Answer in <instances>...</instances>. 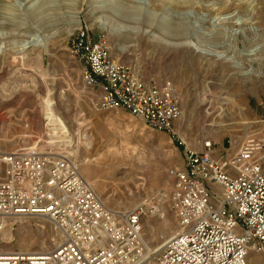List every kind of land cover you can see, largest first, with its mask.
<instances>
[{"label": "rangeland", "instance_id": "1", "mask_svg": "<svg viewBox=\"0 0 264 264\" xmlns=\"http://www.w3.org/2000/svg\"><path fill=\"white\" fill-rule=\"evenodd\" d=\"M81 28L140 78L173 84L183 116L172 133L98 109L69 51ZM250 134L264 136V0H0L1 147L40 142L89 167L109 208H155L142 221L151 252L177 233L169 171L182 167L185 151L211 141L223 162ZM125 148L129 155H118ZM6 223L0 253L47 252L64 240L42 216H29L27 228Z\"/></svg>", "mask_w": 264, "mask_h": 264}, {"label": "built area", "instance_id": "2", "mask_svg": "<svg viewBox=\"0 0 264 264\" xmlns=\"http://www.w3.org/2000/svg\"><path fill=\"white\" fill-rule=\"evenodd\" d=\"M83 65L84 86L98 109L123 110L149 129L170 134L183 110L173 84L146 81L113 59L105 41L79 29L69 49ZM0 146V231L9 217L42 216L63 237L52 250L15 252L0 264H259L264 257V136H251L225 161L211 141L186 150L171 169L177 233L159 252L144 240L142 221L155 208L116 211L103 202L72 156Z\"/></svg>", "mask_w": 264, "mask_h": 264}, {"label": "bare ground", "instance_id": "3", "mask_svg": "<svg viewBox=\"0 0 264 264\" xmlns=\"http://www.w3.org/2000/svg\"><path fill=\"white\" fill-rule=\"evenodd\" d=\"M95 6V5H94ZM100 22L101 23H103V21H102V19H100ZM112 30H114V28L112 29ZM156 30L160 33V40H164L165 42H167V43H173L174 41H171V40H169V38H170V36L167 34V30L165 29V28H161V27H156ZM169 31H170V29H169ZM158 36V35H157ZM172 38V37H171ZM178 38V36L176 37H173V39L174 40H176ZM139 40V39H138ZM190 44V43H189ZM195 43H193V45H194ZM191 45H192V43H191ZM198 47V46H197ZM45 48V47H44ZM225 132V131H224ZM254 134H250V136L248 135V136H246L244 139H248L249 137H251V136H253ZM1 146V145H0ZM41 149L42 150H46V151H48L47 149H44V148H42L41 147ZM119 152V151H118ZM133 152V151H132ZM118 155H124V156H128L129 155V151H128V149L127 148H125L124 149V151L121 153V154H118ZM139 158V157H138ZM139 160V159H138ZM140 161V160H139ZM80 168H81V172H82V174L84 175V177H87V179L90 181V182H92L93 183V185L95 186V187H97V181H96V178H94V177H92L91 175H89V167L87 168V166L86 165H80ZM114 174V173H113ZM110 178V177H109ZM108 199L107 198H103V202L106 204V206H108ZM163 206L165 205V204H162ZM165 207V206H164ZM164 215H163V217H162V226H163V228L166 230V231H168V232H171L172 231V229H173V225H172V223H171V221L169 220V218L167 217V214H166V209L164 208ZM27 218L28 217H19V216H16V217H9V219H10V225H14V224H18L19 226L21 225L22 227H25V228H27V227H29V224L27 223ZM2 225H3V227H2V229H1V231L2 230H4L6 227H7V223H6V221H4V219L2 220ZM0 231V232H1ZM1 234V233H0ZM175 234H173L171 237H173ZM3 236L4 237H6V233L4 232L3 233ZM170 237V238H171ZM161 248V247H160ZM160 248H158V250H157V252L160 250ZM11 255V253H0V257H6V256H10Z\"/></svg>", "mask_w": 264, "mask_h": 264}]
</instances>
